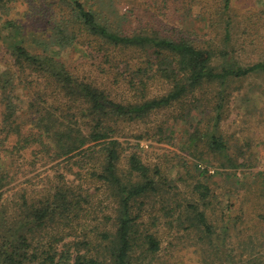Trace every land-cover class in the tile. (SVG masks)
Instances as JSON below:
<instances>
[{
  "label": "trees",
  "instance_id": "1",
  "mask_svg": "<svg viewBox=\"0 0 264 264\" xmlns=\"http://www.w3.org/2000/svg\"><path fill=\"white\" fill-rule=\"evenodd\" d=\"M27 1L33 12L49 11V24L31 32L15 19L0 22V58L5 48L11 53V63L0 71V150L12 157L34 148L36 159L57 161L58 169L42 188L37 185L38 190L22 187L10 195L0 192V264H137V248L145 246L143 254L153 255L160 242L153 233H141V215L135 209L153 195L169 201L166 186L174 184L160 165L143 159L139 143L124 155L120 125L147 120L177 104L187 122L206 111L204 128L197 126L190 141H204L206 152L227 156L231 142L221 124L229 89L237 78L264 73V61L249 66L227 62L232 54L225 44L232 41L233 0H165L178 8L183 1L186 15L201 5V16L214 28L224 27L221 44H216L215 35L202 39L183 28L133 26L131 15L119 9V0ZM18 2L0 0V15H10ZM76 44L84 45L92 56L96 52L104 57L118 72L124 64L134 98L120 100L98 81L80 77L61 54ZM161 81L167 89L151 94V86ZM64 102L70 106L68 113ZM206 104L209 108L204 109ZM158 134L164 140L163 129ZM13 135L17 136L14 146L6 147ZM229 162L239 165L237 158ZM76 165L78 182L68 176ZM196 168L205 175L210 172L199 163ZM7 170L0 173V188L10 184ZM93 188L112 199L115 216L104 213L98 219L97 215L99 222L92 231H84L77 240V225L88 218L85 203ZM194 190L209 209L211 186L200 182ZM206 210L189 203L183 209L182 225L208 244L210 264H240L236 249L225 244L231 236L230 223L225 220L216 226ZM220 239L224 241L217 243Z\"/></svg>",
  "mask_w": 264,
  "mask_h": 264
},
{
  "label": "rangeland",
  "instance_id": "2",
  "mask_svg": "<svg viewBox=\"0 0 264 264\" xmlns=\"http://www.w3.org/2000/svg\"><path fill=\"white\" fill-rule=\"evenodd\" d=\"M117 5L122 13L131 15L133 26L155 25L167 31L183 28L193 35H200L202 39L213 38L215 35L216 44L224 42V27L214 28L205 16H201V5L190 15H186L181 8L183 1L178 4L179 8L176 3L169 1L167 4L165 0H119ZM37 11L31 10L27 0H21L16 3L10 15H0V22L15 19L29 31L39 32L49 24V11L45 12L41 8ZM232 13L235 16L232 41L225 44L232 54L228 55L227 62L249 66L264 61V0H233ZM7 50L5 48L1 54L0 71L11 63V53ZM61 54L80 77L98 81L102 87L112 90L120 100L134 98L130 71L124 64L119 68L125 72L121 74L117 67L111 66L96 52L94 56L86 53L81 44L71 46ZM167 87L164 81L158 82L151 86V94L164 92ZM229 91L231 95L227 96L226 113L221 124L223 134L231 142L227 156L206 152L204 141L197 144L190 141V134L197 126L204 128L203 124L209 115L206 111L187 122L181 116L183 110L177 104L153 114L147 120L123 122L120 125L119 138L126 148L124 155L134 150L133 147L139 143L137 149L143 159L151 165H160L163 174L174 184L166 186L170 190L169 201L161 194L153 195L147 199L146 205L135 209L141 215L138 220L141 233H153L160 242V249L153 255L146 251L143 254L145 246L137 248L136 255L140 257L137 264H210L213 257L207 252L208 244L182 225L185 215L183 209L189 203H198L206 210L200 194L194 190L200 182L208 183L212 188L210 208L206 210L208 218L216 226L225 220L230 223L231 236L225 244L231 250L236 249L239 259L242 258L239 263H264V73H251L237 78ZM203 95L198 92L199 97ZM23 100L27 98L23 96ZM63 105L68 113L70 106L66 102ZM207 108L208 104L204 109ZM159 129H163L164 140H160ZM16 138L13 135L6 147L12 148ZM21 153L8 157L7 151L0 150V173L5 169L10 171V184L0 188V192L5 191L6 195L22 187L31 190L40 185L42 188L58 169L57 161L36 159L34 148ZM229 155L238 159V166H230ZM223 162L228 165L222 166ZM196 163L207 166L210 172L202 174L197 170ZM64 165L65 162L62 167ZM78 169L76 165L74 174L68 175L70 179H76V182L81 180L75 174ZM83 185L87 186L88 183L84 182ZM91 192L93 194L88 196L89 203H85L90 210L88 218H82V225H77V240L84 231H92L99 222L94 218L97 215L98 219H102L104 213L112 216L110 218L115 216V203H112V199L102 190L93 188ZM223 239L217 243L223 242ZM242 252L243 257L239 254Z\"/></svg>",
  "mask_w": 264,
  "mask_h": 264
}]
</instances>
